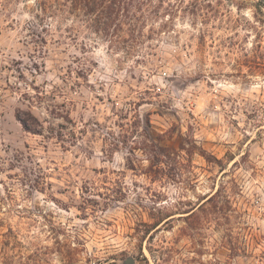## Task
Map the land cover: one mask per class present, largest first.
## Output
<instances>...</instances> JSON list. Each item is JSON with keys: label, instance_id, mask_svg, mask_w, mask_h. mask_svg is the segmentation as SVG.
Returning <instances> with one entry per match:
<instances>
[{"label": "rangeland", "instance_id": "1", "mask_svg": "<svg viewBox=\"0 0 264 264\" xmlns=\"http://www.w3.org/2000/svg\"><path fill=\"white\" fill-rule=\"evenodd\" d=\"M101 2L0 0V264H264V0Z\"/></svg>", "mask_w": 264, "mask_h": 264}, {"label": "trees", "instance_id": "2", "mask_svg": "<svg viewBox=\"0 0 264 264\" xmlns=\"http://www.w3.org/2000/svg\"><path fill=\"white\" fill-rule=\"evenodd\" d=\"M101 1H102V0H93L95 6H94V8H91L90 11L93 12L94 9L97 8L98 6H102V5H104V4H102ZM103 1H104V0H103ZM109 10H111V6H110V5H109ZM111 12H112V10H111ZM24 124H25V122H24ZM25 125H26V127H28L27 124H25ZM157 160H160V159H157ZM160 161H161V160H160ZM151 162H152L151 164H154V163H153L154 161H153L152 159H151Z\"/></svg>", "mask_w": 264, "mask_h": 264}, {"label": "water", "instance_id": "3", "mask_svg": "<svg viewBox=\"0 0 264 264\" xmlns=\"http://www.w3.org/2000/svg\"><path fill=\"white\" fill-rule=\"evenodd\" d=\"M134 261H135V259H134L133 257H129V258H127V259L124 261V263H125V264H133Z\"/></svg>", "mask_w": 264, "mask_h": 264}]
</instances>
